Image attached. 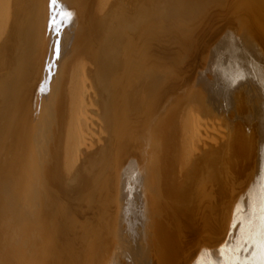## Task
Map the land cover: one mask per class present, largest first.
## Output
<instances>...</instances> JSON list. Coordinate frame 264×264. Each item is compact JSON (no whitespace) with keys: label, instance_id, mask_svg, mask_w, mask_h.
Returning a JSON list of instances; mask_svg holds the SVG:
<instances>
[{"label":"bare ground","instance_id":"1","mask_svg":"<svg viewBox=\"0 0 264 264\" xmlns=\"http://www.w3.org/2000/svg\"><path fill=\"white\" fill-rule=\"evenodd\" d=\"M71 1L0 0V39L10 32L15 40L2 52L48 67L56 53L50 67L59 80L70 62L64 50L78 43ZM122 1L127 8L114 11ZM96 3L104 14L91 33L78 25L90 33L79 47L89 59L68 68L69 91L50 83L40 95L46 71L33 88L41 114L29 112L30 95L16 99L7 129L0 125V255L9 249L12 264H33L23 249L30 242L40 262L65 264L45 259L71 238L67 252L78 256L104 239L107 251L101 244L84 263L264 264V0ZM167 30L170 41L161 37ZM137 44L149 45L143 59ZM143 72L158 88L151 101L152 89L143 101L126 92ZM10 80L0 84L6 102L16 88Z\"/></svg>","mask_w":264,"mask_h":264},{"label":"rangeland","instance_id":"2","mask_svg":"<svg viewBox=\"0 0 264 264\" xmlns=\"http://www.w3.org/2000/svg\"><path fill=\"white\" fill-rule=\"evenodd\" d=\"M97 0H72L71 1V6L70 5H68L70 8H74V9H76V12H77V15H78V21H77V25L75 26V29H74V32L75 33H77V34H75L74 33V38L73 39H75L74 41H73V44L75 43V42H78V43H75V45H77L75 48H73L74 47V45L72 46V50H70L71 52H70V56L68 55V52H69V49L70 48H67L66 47V49L64 50V55L66 56H64L65 58H63L64 60H67L69 63H65V62H63V63H65V67L64 66H62L61 68H62V75H61V73H60V79L59 80H57L56 78H53V76H54V74H55V71H53L52 72V70H54V68H56L55 66H54V68L53 67H50V66H52V65H50L51 63H54L53 65H55L56 63H55V61H56V58H59V56H57L56 55V53H54V56H53V58H52V61L50 62V58H48L47 60L48 61H46V62H50L49 63V67H48V65H46L45 63L43 64H39L38 65V62L40 61V60H38V62H37V57L36 56H31V58L28 60V62H31V61H33L34 59H35V57H36V59H35V61H34V63L33 64H26L27 62L26 61H24L25 63H23V65H21L20 64V60L18 59V62L16 61V55H14V54H6L8 51H10L9 49H6L7 50V52L6 53H3L2 51V48L4 49L5 47H6V45L8 44V43H12L13 41H14V43H15V40H14V37H13V41H10V39H11V37H10V35H9V33L10 32H8V33H6V34H4L2 37H1V39H0V84H1V81H2V79H4V78H6L8 81H11L10 79L12 78V81L16 84V88L14 89V90H12V91H10L9 92V97H8V102H6L5 101V99H3L2 97H1V95H0V125H1V127H4V128H6L7 129V124H8V119H7V116H10L11 114H14L15 113V115H16V112H18L19 110H18V108H16V99H19L20 98V101L22 100V99H25V98H29L30 97V95L32 96V97H30V99L31 100H33V105H31L32 103H31V100H28V106L30 107V109H29V107L27 106V108H28V110H29V112H33V111H35V114H37V116H39L41 113L40 112H42V108H41V106H42V104H41V100H39V101H36L37 99L33 96L34 94H33V88L35 87V86H39V85H41V83H42V81H43V79H44V75H45V72L47 71V75H48V84H47V86H45V87H42V86H40V88L38 89L39 91V93H40V91H41V93H40V95H47L49 92H50V90H48L50 87H49V84L50 83H52V85H53V88L55 87V91H58V89H60L61 87H62V89H63V91H69V89H70V87L68 88L67 87V83H68V80L71 82L72 81V79H74V78H72L71 77V73H69V71L70 72H72L71 70H68V68H71L72 67V65H73V63L74 62H76L77 61V58L78 57H85L86 59H89V57H86L87 56V54H84V53H81V51H80V49L81 48H79V47H81V43H82V40L84 39V38H86V39H88V35L91 33V32H93L92 30H91V28H93V24H95L97 21H95L96 19H100V17L104 14V11H102V12H99L98 11V5H97ZM128 3V4H127ZM129 3L130 2H128V1H122L121 2V4H117V2L115 3V4H113V7H114V11H117L118 10V7H117V9H115L116 7V5L117 6H119V7H122V8H127V5H129ZM98 4H99V2H98ZM122 4H124V5H122ZM125 5H126V7H125ZM77 6V7H76ZM79 11V12H78ZM84 11H86L87 13H85ZM172 11H177V9H173ZM96 14V15H95ZM167 11L165 12L164 11V18H165V20H166V22H168V17H167ZM85 15H87V16H85ZM83 18H81V17ZM103 17V16H102ZM80 19V20H79ZM94 20V21H93ZM81 22V23H80ZM85 23H87V24H85ZM78 25H80L82 28H84V27H86V28H84V29H87V27H89L88 28V31L90 32V33H88V31L86 30V32H84L85 33V36H87V37H84V34H83V30H81V32H79V29H78ZM85 25H87V26H85ZM79 26V27H80ZM171 30H167V31H163L161 34L163 35H161V37H163L164 39L166 38V40H168V41H170V39L171 38H173V36H172V31L170 32ZM79 33H81V34H79ZM88 33V34H87ZM82 34H83V37H81L82 36ZM87 34V35H86ZM170 36H169V35ZM49 36H51V34L50 33H46V34H44V37H46V41H45V43H47V41H48V37ZM6 37V38H5ZM81 37V38H80ZM8 38V39H7ZM80 39V40H77V39ZM82 39V40H81ZM55 39L53 38V40L52 41H54ZM58 41V50H59V48H60V40H56V42ZM79 41H81V42H79ZM87 41V40H86ZM154 42V41H153ZM158 42H159V44L160 45H158ZM80 45V46H79ZM139 45V46H138ZM145 46H143L142 45V47H140V44H137V45H134V50H136V52H137V49H136V47L135 46H138L137 48H139L138 50V55L140 56V58L142 57V59H143V55L145 54L144 53V50L149 46L148 44H144ZM157 45L158 46H161V45H163V43H161L159 40H157ZM171 45V44H170ZM42 46H43V42H42ZM41 46V47H42ZM55 46H56V43H55ZM147 46V47H146ZM171 46H174V41L172 40V45ZM171 46H167V47H164V49H168L169 47H171ZM84 47V46H83ZM82 47V48H83ZM146 47V48H145ZM55 49H57L56 47H54ZM65 48V47H64ZM141 48H142V51H140L141 50ZM149 48V47H148ZM75 49V50H74ZM77 49V50H76ZM163 49V50H164ZM174 50H176V47H174ZM56 51V50H55ZM66 51H68V52H66ZM72 52H74V53H76V55H74V53H73V55H71L72 54ZM135 52V51H134ZM141 52H142V54H141ZM66 53V54H65ZM6 55V56H5ZM83 55V56H82ZM142 55V56H141ZM3 58H2V57ZM133 56V55H132ZM74 58H75V60H74ZM55 60V61H54ZM132 61H133V58H132ZM36 63V64H35ZM70 65H71V67H70ZM132 66V64L130 65V67ZM48 68V69H47ZM50 68V69H49ZM53 68V69H52ZM56 70V69H55ZM185 70H186V68H185ZM67 71V72H66ZM3 72V73H2ZM51 72V73H50ZM146 72V71H145ZM145 72H143V73H141V74H137L138 76H136L138 79H136V80H131V81H128V83H130V87L128 86V84H126V86H128L129 88V90H127L126 92H133V94H137V95H141V98H140V100L139 101H143V97H142V94H143V92H144V94H143V96H146V95H148L149 94V92H150V90L152 89V93H153V95L151 96V98H150V100L149 101H151V100H153V99H155V96L156 97H158V88H156V86H158V84H156V86H155V88H156V91H154V89H153V86L154 85H150L149 83H150V81H151V78L149 79L148 78V76L145 74ZM158 72V71H157ZM69 73V74H68ZM138 73H140V71L138 72ZM9 74V75H8ZM161 74V75H160ZM135 75V74H134ZM155 75L157 76V77H161V78H163V74L162 73H155ZM63 76V77H62ZM68 76V77H67ZM119 76V75H118ZM156 76H152V78L153 79H155V77ZM9 77H11V78H9ZM67 77V80L65 79ZM135 77V78H136ZM147 77V78H146ZM72 78V79H71ZM133 78V77H132ZM157 81L156 82H158L159 83V86H160V82L158 81V79H156ZM56 82V83H55ZM58 82V83H57ZM67 82V83H66ZM123 82H126L125 81V78H124V80H123ZM135 82V83H134ZM137 82V83H136ZM20 84V85H19ZM57 84H59L58 86H57ZM69 84V83H68ZM71 84V83H70ZM69 84V85H70ZM66 85V86H65ZM68 85V86H69ZM133 85V86H132ZM71 86V85H70ZM158 86V87H159ZM58 87V88H57ZM66 88V89H65ZM68 88V89H67ZM161 88V87H160ZM123 89H125L126 90V88H123L122 86H121V91L123 92ZM140 89V94H138V90ZM173 89H174V87H173ZM45 90V91H44ZM32 92V93H31ZM45 92V93H44ZM155 92V93H154ZM179 93L181 92V91H178ZM179 98L180 97H178L177 98V101L179 100ZM15 100V101H14ZM55 102L53 103V104H51V106H56L57 105V103L59 102V100H54ZM7 103V104H6ZM29 103H31V104H29ZM40 103V104H39ZM67 105H68V103H67ZM32 107V108H31ZM35 107V108H34ZM59 107H60V105H59ZM27 108H25L24 107V110L22 111V113H24V112H26L27 111ZM36 109V110H35ZM3 110H5V111H3ZM31 110V111H30ZM40 113V114H39ZM27 114H29L28 112H27ZM19 118V117H18ZM20 119V118H19ZM18 123L16 122V125H17ZM13 128V127H12ZM18 130L20 129V127H19V125L16 127ZM14 129V128H13ZM17 129H14L13 131H12V135H14V134H16L17 135V138H16V135H15V139L10 135L9 136V142H10V145H12L13 147V150H15V148H16V150H19V141H18V139H19V137H20V135L17 133V132H15ZM24 129H25V125H24ZM10 130V129H9ZM9 130H8V133H9ZM0 135L2 134V132H3V128H0ZM14 139V141H13V139ZM22 138V137H21ZM20 138V139H21ZM17 143H18V145H17ZM15 146H17V147H15ZM21 149L22 150H24L23 149V147L21 148V144H20V151H21ZM19 151V153H21ZM19 155V154H18ZM21 156H23L22 155V153L20 154ZM19 155V156H20ZM0 163H1V161H0ZM7 172V171H6ZM11 174H9V172L7 173V175H6V177H5V181L6 182H8V178H9V176H10ZM67 178H69V177H67ZM11 179H12V177H11ZM66 179V178H65ZM74 181V180H73ZM67 182H69V181H67ZM15 183V182H14ZM70 183V182H69ZM73 182H71L70 184H72ZM66 184H68V183H66ZM25 185H27V182L25 183ZM23 186H24V184H23ZM7 191V190H6ZM79 195H80V193H78V197H79ZM77 207H79V204L77 205ZM103 218L105 219L106 217H105V214H104V216H103ZM115 226H117L118 227V225L117 224H115ZM58 234H60L61 235V233H58ZM96 235L98 236L99 235V237L101 238L102 236H101V231H99V233H96ZM62 237H65L64 236V234H62L61 235ZM60 236V237H61ZM60 237L58 236V240L60 239ZM99 238V239H100ZM98 239V238H97ZM71 241V242H70ZM100 241V243L104 246V251H107V246H105L106 244H105V240L104 239H101V240H99ZM67 242L69 243V244H65L64 245V247H63V253H62V251H58V252H56V253H54L55 251H53V254H52V256L49 258V259H45V260H49V261H51L52 263L54 262L53 261V259L55 258V260H56V258L59 256V258H61V260H59V262H61L62 260H64V261H62V262H65V264H75V263H78V264H80V263H84V261H86V259H87V261L86 262H90L89 261V257H87V256H90V257H92L91 258V261H93V258L95 259L96 258V255L98 254L99 256H100V253H102L101 251H100V247H101V244H98L97 245V247L96 246H93V247H84V249L85 250H82V252L83 251H85V252H87V254H82V256H84V257H82L81 256V254H80V256H81V258H80V256H78V255H75V254H71V253H69L72 249H71V245L70 244H74L76 241L74 240V238H71L69 241L67 240ZM121 242V240H117L115 243H117V245L116 246H118L119 244L118 243H120ZM105 245H104V244ZM29 245H27V247H25V248H23V249H25L26 251V253L28 254V259H29V261L30 262H32L33 261V264H44V263H42V262H40L41 260H40V258L39 257H35L34 256V254L33 255H31L30 254V242L28 243ZM69 245V246H68ZM29 246V247H28ZM66 246V247H65ZM99 246V247H98ZM69 249H68V248ZM14 248V247H13ZM28 248V249H27ZM62 248V247H61ZM15 249V248H14ZM67 249L69 250V252H67ZM121 249V248H120ZM28 250V251H27ZM59 250V249H58ZM73 251V250H72ZM91 251V252H90ZM67 252V253H66ZM76 252V251H75ZM99 252V253H98ZM121 252V251H120ZM2 254H4V255H0V257L1 258H3V259H8V257H9V259L7 260V261H4V262H7L8 264H12L13 262V259L15 258L14 257V255L10 252V250L8 249L7 251H5V253L3 252ZM67 256H66V255ZM90 254V255H89ZM30 255V256H29ZM86 255V256H85ZM97 255V256H98ZM61 256V257H60ZM94 256V257H93ZM73 258V259H71V258ZM47 258V257H46ZM75 258V259H74ZM79 258H80V260H79ZM10 259H12V260H10ZM34 259V260H33ZM38 260H39V262H38ZM76 260V261H75ZM78 260V261H77ZM9 261V262H8ZM37 261V262H36ZM69 261V262H68ZM98 261H99V259H97L96 261H95V264H100V263H98ZM4 262L3 263H0V264H4ZM15 262V261H14ZM56 262V261H55ZM54 262V263H55ZM82 263V264H83ZM84 264H86V263H84Z\"/></svg>","mask_w":264,"mask_h":264},{"label":"snow or ice","instance_id":"3","mask_svg":"<svg viewBox=\"0 0 264 264\" xmlns=\"http://www.w3.org/2000/svg\"><path fill=\"white\" fill-rule=\"evenodd\" d=\"M53 2L55 3V0H53Z\"/></svg>","mask_w":264,"mask_h":264}]
</instances>
